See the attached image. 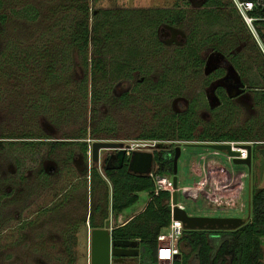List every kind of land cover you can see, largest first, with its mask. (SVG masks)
Wrapping results in <instances>:
<instances>
[{"label":"trees","instance_id":"trees-1","mask_svg":"<svg viewBox=\"0 0 264 264\" xmlns=\"http://www.w3.org/2000/svg\"><path fill=\"white\" fill-rule=\"evenodd\" d=\"M5 2L0 0V36L4 35L6 27L14 21L3 10ZM95 3L97 0H79L57 10L56 14L63 16H68V12L71 11H74L75 15L66 19L69 23L67 30L60 29L59 51L56 50L55 53L53 36L47 40L45 48L39 53L36 52L34 57L29 53L34 46L29 45L21 49L23 44L16 37L4 36L2 39L0 79H7L8 84L12 86H17L19 79L31 77L32 67L43 60H48L43 85L56 86L62 81L61 74L55 69L56 65L64 64L71 51L83 70L82 80L78 83L71 82L74 86L73 93H78V98L72 95L69 100H59L39 94L36 98L28 99L23 109L31 118V122L36 121L37 114H43L49 116L52 122L58 123L66 120L67 116L82 112L87 103L93 107L92 117L95 118L94 109L105 98L112 97L116 101H122L124 105H135L137 100L142 98L146 103H150L151 109L147 130L139 139L164 142L171 147L169 150L154 153L153 166L157 168V174L162 176L172 175L174 154L172 148L178 142H252L251 159L254 158L256 151L264 148V22L255 23L258 44L230 0H203L198 9H193L189 0H178L171 9L103 10L98 11L90 19V4ZM21 12L28 22L38 23L39 26L44 23V30H50V26L45 23H51L53 19L47 21L40 19L39 12L34 7H25ZM12 14L17 16L16 13ZM260 15L264 16V12H260ZM55 23H58V20ZM51 25L53 26V23ZM162 25L175 27L183 25L188 28V33L184 45L176 48L173 54L168 56V66H162L157 74L151 76L153 66H150L148 59L157 56L160 58V55V59H167L163 44L158 40V29ZM135 30L139 36L137 44L124 50L125 56L118 60L113 51L116 39L130 37L131 32ZM42 35L44 33L38 37ZM43 41L41 38L36 44H42ZM89 47L92 58L88 57ZM207 50L222 56L247 92L252 95L253 106L250 110L253 109L254 114L241 125L235 126L236 106L233 104V98L227 96L221 87L215 88L214 96L218 105L210 110L212 118L209 121L201 120L196 115L197 108L201 106L197 97L192 96L185 108L176 112L166 103L167 100L170 102L174 97H179L185 86H190L191 93L194 94L199 87L223 76L224 70L220 69L216 73L203 74L202 69L205 65L203 52ZM141 58L148 66L134 67L133 65ZM135 71L140 74L142 80L135 81L133 90L126 89L118 97H115L116 94L111 95L108 88L101 90L102 80L128 81L132 78L131 73ZM64 82L68 84L69 81ZM89 82L90 89H87ZM37 91L43 93L42 88H37ZM136 95H139V98L135 99ZM52 103L55 105H51ZM204 105L207 107L205 103ZM77 123L76 125H80L76 131L77 135L69 138V142L48 140L49 138L39 134L40 131L37 129L39 126L36 125L28 131L0 136V140H3L0 142V148L6 149L8 158L14 160L17 165L15 169L19 173L18 167L24 164H21L23 159L17 152L24 150L33 153L36 148L43 145L50 150L72 145L73 149L69 152L68 159L72 158L77 149L86 160L87 143L84 140L114 139L108 134L110 131L105 129L103 123L97 124L90 132L85 120ZM101 134L103 138L97 137ZM8 150L10 152H7ZM91 173V177L107 185L96 170ZM104 177L111 186L110 209L115 215L137 204L141 193H145L150 199L140 214L123 226H117L112 236L117 240L139 242L137 264H156L157 237L169 227L171 220L169 192L159 191L155 195L153 181L148 176L129 174L126 170L117 174L105 171ZM9 200L8 195L0 193V206ZM107 200L108 197H106L108 207ZM104 218H107L106 214ZM243 222V225L235 230H183L179 243L189 249V254L177 257L173 264H187L191 255L194 256L196 264H264L262 253L264 187L251 194L248 217ZM70 264H74V259Z\"/></svg>","mask_w":264,"mask_h":264},{"label":"rangeland","instance_id":"rangeland-1","mask_svg":"<svg viewBox=\"0 0 264 264\" xmlns=\"http://www.w3.org/2000/svg\"><path fill=\"white\" fill-rule=\"evenodd\" d=\"M5 1L3 10L10 16L11 19H14V21L6 27L3 33L4 35L0 36V45L2 44L4 36H14L21 44H23L21 49L29 45L32 47L34 46L33 49H28L30 51L29 53L34 57L36 52L39 53V51L45 48L47 40L53 37V51L54 53L56 50L59 51V31L60 29L67 30L69 28V23L66 19L74 17L75 13L74 11H71L68 12V16H63L62 14H56V12L61 8L68 7L71 2H78L79 0ZM177 1L178 0H97V3L93 5L90 4L89 17L92 19L98 11L103 10L149 11L155 9H171ZM189 1L191 2L193 9H198L199 5L203 2V0ZM28 6L34 7L39 12L40 19L43 18L44 21L53 19L51 20V23H45L46 25L48 24L47 26H50V30H44V23L39 26L38 23H30L25 19L21 10ZM12 13H16L17 16H14ZM57 20L58 23H55ZM52 23L53 26L51 25ZM136 31L137 30L131 32L129 35L130 37L124 38L123 40L122 38L116 39L113 51L118 57V60L125 56L124 50L131 45L137 44L139 36ZM41 33H44V35H42L43 37H38ZM187 33L188 28L183 25H179L177 27L162 25L159 27L158 40L161 44H163L164 51L167 53V59H160L161 55L160 58L157 56L156 58L153 57V59H148L150 66H153L151 76L157 74L162 66H168L169 55H172L176 48H180L184 45ZM41 38L44 40L43 43L36 44L37 40ZM128 40L132 41L130 42ZM32 43L33 45H31ZM91 54L92 52L89 47V58H92ZM68 55L69 56L66 58V62H64V64L58 63L56 65L55 69L59 74H61L62 79V81L58 82L56 86L43 85L45 82V79L43 78L45 76L44 70L48 60H43L39 64H36V66L32 67V76L27 77L28 79H19V84L17 86L8 84L7 79H0V136L28 131L37 125L36 127L39 126L37 128L38 132L40 131L39 134L49 138L48 140L58 139V141L69 142L68 139L77 135V128L80 127V125H76V122L79 124L85 120L89 130L88 132H90L93 127H96L97 124L99 125L103 123L106 126L105 129L110 131L108 134H111L114 138L112 140L101 141H113L118 142L121 145L139 142L153 143V140L139 139V136L147 130V125L150 122L149 115L151 109L150 103H146L145 100L139 98V95H136L135 99H139L135 105H124L122 101H116L112 97L105 98L95 107V118L92 117L93 107L90 103H87L85 104L82 112L80 111L74 113L72 116H67L65 118L66 120L58 123L52 122L49 116L43 114H37V117L35 118L36 121L31 122V118L25 114L23 109L26 107L28 99L36 98L39 94H44L50 99L59 100H69L72 95L76 98L79 97L78 93H73L74 86L71 82L78 83L82 80L83 70L80 68V65L78 64L72 51ZM203 56H205V65L202 69L203 74L209 75L216 73V71L220 69L224 70V77L216 79L210 84L199 87L194 94L191 93L190 86H185L179 97H174L170 102L167 100L166 103L168 107L175 112L180 111L185 108L192 96L197 97L199 98V105L201 106L197 108L196 115L201 120L209 121L212 118L210 110L218 105L216 97L214 96L215 88L216 86H223L228 95L233 98V104L236 106L237 115L235 119V126L241 125L254 114L253 109L250 110L253 106L252 101H247V99L246 101L245 99L244 101H241V88L239 87L240 80L235 76L233 70L228 67L226 60L222 56L214 53L212 54L208 50L203 52ZM121 62L122 61H118V63ZM144 62L146 61H143L141 58L133 66L136 68L148 66V63ZM115 64L116 63H114V65ZM131 76L132 78L128 81L122 79H116L113 81V79H108L106 81L107 84L102 80L100 82L101 90L103 88H108L111 95L116 94L115 97L126 89L133 90L135 81H141L142 78L137 71L131 73ZM64 81L69 82L68 84H65ZM89 87L90 82L89 85H87V89H90ZM37 88H42L43 93L37 91ZM204 103L207 107H204ZM51 105L54 106L55 103H52ZM97 137L103 138V135L101 134ZM48 140L45 141L47 142ZM2 141L3 140H0V142ZM178 143L181 146V155L177 163V186L193 187L203 177L201 165L202 159L200 154L205 152L206 149L190 145L197 142ZM159 144L165 145L168 143L155 141V146L148 147V150H152L153 153L162 151L156 149ZM1 148L0 193L8 192L12 189L16 191V197L14 199L12 198V200L10 199L9 202H5L0 208V223L6 224L4 227L7 226L9 228L6 233H2V240L0 238V264H56L57 262L54 258L59 254L58 252H60L61 247H59V244L54 245V238L51 237V235H53V233L55 234V230L62 229L65 224L79 223L82 220L84 213L88 214L93 207L97 205L106 206V197H108V207L107 210L103 209L102 211L107 213L108 219L111 220V226L113 227L118 226L121 222L126 221L131 216H136L142 212L147 204V195L144 193L140 194L137 204L131 209L123 212L121 220L114 218V215L109 209L111 205L110 183L107 181V185L105 186L93 177L90 179L88 169H86V172L78 170L81 168L79 166V155L75 152L73 157L71 156L72 158L68 159L69 152L73 149L72 145H66L53 150H50L49 147L43 145L36 148L33 153L24 150L20 151V153L17 152L20 158L23 159L21 164H24L18 167V172L25 178L26 183H31L32 179H35L40 170H46V172H49L50 170V173H47V179L42 181L39 180L37 184L33 185L28 183L30 190L28 188L24 190L23 184L19 183L14 177H11L12 174H10L11 171L9 169H17L16 163L13 159L11 160L8 158L9 155L7 156L6 149L4 147ZM169 149H171L170 144ZM7 152L10 151L8 150ZM107 152L113 151L102 150L100 152V157L102 158ZM263 156L264 148L256 151L254 158L251 159L250 168L244 165H231L233 176L242 194L241 206L244 208L242 212H224L207 209L206 200L202 197L201 192H198V195L195 197L190 194H185V196L178 195L177 201L185 208V212L189 216L238 218L245 220L248 217V203L251 194L264 187ZM221 161L229 167L226 160L222 159ZM92 164L93 163L91 162L90 166H92ZM93 165L94 170L97 171L101 178L103 176L102 179H104L105 177L100 163ZM166 177L172 178V175H167ZM69 187L71 188V191L68 193L71 194L72 198L68 204L59 210V213L52 214L49 218L44 216L42 219H35L34 214H37L46 207L58 205L62 198H59V194H63ZM85 189L86 192L84 191ZM14 192L13 194H15ZM85 193H87V197L90 199V207L86 206V208L83 209L84 206L80 207L74 200L76 197H80L81 194ZM18 210H21V216H19L20 219L17 218ZM22 219L34 220V226L37 230L31 233L32 236L28 237L30 241L27 242L25 246L18 248V244L14 246L12 245L14 244L12 242L16 240V225ZM77 227L79 228V231L76 234V245L71 248L72 255L75 257V264H89L90 244L88 241V233L83 225L78 224ZM2 231L3 229H1V232ZM34 247H36V250ZM181 251L183 254H189V249L184 247V245H181ZM262 253L264 260V240H262ZM135 260L136 259L130 261L129 264H137ZM187 264H196L194 256L191 255L189 257Z\"/></svg>","mask_w":264,"mask_h":264},{"label":"built area","instance_id":"built-area-1","mask_svg":"<svg viewBox=\"0 0 264 264\" xmlns=\"http://www.w3.org/2000/svg\"><path fill=\"white\" fill-rule=\"evenodd\" d=\"M241 16L247 29L258 42L256 22H264V16L260 12H264V0H230ZM264 54V50H263ZM93 141L87 140V161L91 163L90 145ZM231 147L233 152L238 154L237 159L245 160L248 156L245 146H251L252 142H225ZM121 145V144H120ZM153 143L139 142V143H126L121 145L124 150L125 156L129 157L132 152H143L148 150V147H154ZM202 159V173L203 177L193 187H176L174 188L172 178L158 175L157 168H152L148 177L153 181L154 194L159 191L169 192L170 201V224L169 227L157 237V252L156 264H173L175 259L182 253L181 244L179 240L182 237L183 225L181 222L176 221L172 217V210L174 206L185 210V208L177 201L176 205L172 204V194L185 196L190 194L197 196L198 192L202 193V197L206 200V208L213 211L224 212H242L241 206L242 194L238 184L233 176L231 165L233 164V157L228 156L226 153L218 152L215 150L206 149L205 152L200 154ZM222 159L226 160L229 167L222 163Z\"/></svg>","mask_w":264,"mask_h":264},{"label":"water","instance_id":"water-1","mask_svg":"<svg viewBox=\"0 0 264 264\" xmlns=\"http://www.w3.org/2000/svg\"><path fill=\"white\" fill-rule=\"evenodd\" d=\"M243 88V84H239ZM194 147L224 152L233 157L234 165L251 166V147L245 146L248 156L245 160L237 159L238 154L231 150L228 144L220 143H194ZM157 150H169V144H159ZM102 150L116 152V158L120 164L125 159L127 171L137 176H148L153 168L154 153L152 150L143 152L134 151L129 157L125 156L124 150L118 142L113 141H94L90 145L91 162L99 164V155ZM172 159V182L174 188L177 187V163L181 155L180 144L173 148ZM172 204L177 203V194H172ZM172 217L183 225L184 230H235L243 225V220L238 218H210L189 216L177 206L172 210ZM139 242L135 240H117L112 238L108 223L104 229H94L90 232V257L89 264H123V259H135L139 256Z\"/></svg>","mask_w":264,"mask_h":264},{"label":"flooded vegetation","instance_id":"flooded-vegetation-1","mask_svg":"<svg viewBox=\"0 0 264 264\" xmlns=\"http://www.w3.org/2000/svg\"><path fill=\"white\" fill-rule=\"evenodd\" d=\"M229 68H231L228 65ZM234 72V71H233ZM225 72L223 74L222 77H224ZM236 76V74H235ZM237 77V76H236ZM221 78V77H220ZM219 79V78H217ZM226 81V80H225ZM227 82V81H226ZM239 84H242L241 82ZM217 87H221L224 89V92L227 96L228 93L226 92L225 88L223 86H216ZM240 87V86H239ZM249 93V92H248ZM241 101H247L250 100V96L247 94V90L245 88V86L243 85V88H241ZM118 97V96H117ZM230 97V96H229ZM245 97V98H243ZM232 98V97H231ZM90 140V139H88ZM85 142L87 140H84ZM74 143H76L77 141H72ZM163 151V150H162ZM75 152L79 155L80 159V163L79 166L81 167L78 170L84 171L86 172V169H88L89 172V176L90 179L92 178V171L94 170V165L92 164V166H90L91 163H89L87 161V159L85 160L83 158V156L81 155L80 151H78L77 149L75 150ZM75 152L73 153V155L75 154ZM155 153V152H154ZM73 157V156H72ZM126 159L124 161V163L120 164L116 158V152H107L103 155V157L101 158L99 155V163L101 165V169L103 171V173L105 171L111 172L113 174H117L120 171L126 170L127 171V166H126ZM89 166V167H88ZM11 171L10 174L11 177H14L19 183L23 184V189L25 190L26 188H28L30 190V186L28 187V183L30 185L33 184H37V182L39 180H45L48 178V174L49 172H46V170H40V172L37 174V176L35 177V179H32L31 183L30 182H25V178L22 176L21 173H17L16 169H9ZM44 171V172H43ZM127 173H129L127 171ZM130 174V173H129ZM86 178V176H85ZM87 179V178H86ZM85 179V181H86ZM27 184V185H26ZM17 185V184H16ZM71 187V186H70ZM68 188L63 194H59V198H61L60 202L58 203V205L55 206H49L44 208L42 211L38 212L37 214H34L35 219H42L44 218V216H47L46 218H49L50 216H52V214H57L59 213V210L63 208V206H65L66 204H68V202H70V199L72 198L70 191L71 188ZM19 188V186H18ZM15 190L8 191V192H2V194L8 195V198L12 200V198L14 199L16 197V191ZM86 192V189L84 190ZM13 192L15 194H13ZM69 192V193H68ZM89 194V192H88ZM74 195V194H73ZM75 203H78L79 206L83 207V209L86 208V206L90 207V199L89 197H87V193L85 194H81L80 197H76L75 198ZM2 206H0L1 208ZM27 207V206H25ZM106 207V208H105ZM103 209L107 210V206H95L93 207V209H91V211L87 214L84 213V216L82 218V220L78 223H69V224H65L62 229L60 230H55V234L53 233V235H51V237L54 238V245L59 244L60 248V252H58L59 254L54 258L56 260V264H70L71 260L74 259V264H75V257L72 255V250L71 248L74 247V245H76V234L79 231V228L77 227L78 224H81L84 226L85 230H87L88 233V241L90 244V232L94 229H104L105 228V224L108 223L109 225V229L111 230V233H113V230L117 227V226H111V220L107 218H104V214L107 215V213L104 211H102ZM87 210V209H86ZM86 212V211H85ZM18 216L17 218H19V216H21V210H18L17 212ZM37 216V217H36ZM6 224L0 223V238L2 240L3 237V232H7V230L9 229L7 226L4 227ZM35 225V221L32 219H22L16 226V230H15V241L10 243L14 246H16L18 244V248L25 246L27 242L30 241V239L28 237H31L33 233V231H36V227ZM4 227V228H2ZM1 229H3V231L1 232ZM27 232H28V236H27ZM53 232V231H52ZM46 233V232H45ZM50 238V237H49ZM113 238V236H112ZM114 239V238H113ZM34 249L36 250V247H34ZM57 253V252H56ZM56 255V254H55ZM181 255H183V253H181L178 257H180ZM134 259L131 258H126L123 259V264H129L130 261H133Z\"/></svg>","mask_w":264,"mask_h":264},{"label":"crops","instance_id":"crops-1","mask_svg":"<svg viewBox=\"0 0 264 264\" xmlns=\"http://www.w3.org/2000/svg\"><path fill=\"white\" fill-rule=\"evenodd\" d=\"M247 94L250 96V100H252V95L249 94L248 92H247ZM190 171H191V169H190ZM177 173H178V170H177ZM102 178H103V176H102ZM103 180H104L105 182H107V180H105V178H104ZM141 194H143V193H141ZM144 194H145V193H144ZM139 195H140V194H139ZM149 200H150V199L147 197V204H148ZM147 204H146V206H147ZM135 205H136V204H135ZM135 205H134V206H135ZM134 206H133V207H134ZM146 206H145V207H146ZM145 207H144V209H145ZM109 209H110V208H109ZM144 209H143V210H144ZM143 210H142V211H143ZM110 211H111V209H110ZM124 212H125V211H124ZM111 213L114 215V216H113L114 218H116V219H120V220L122 219L121 216H122L123 212H122L121 214H118V215H115L112 211H111ZM140 213H141V212H140ZM140 213H139V214H140ZM137 215H138V214H137ZM133 217H134V216H131V217H130L129 219H127L126 221L121 222L118 226H123V225L126 224L130 219H132ZM165 230H166V229H165ZM165 230H163L162 233H163ZM135 259H136V258H135ZM135 261L137 262V259H136Z\"/></svg>","mask_w":264,"mask_h":264},{"label":"bare ground","instance_id":"bare-ground-1","mask_svg":"<svg viewBox=\"0 0 264 264\" xmlns=\"http://www.w3.org/2000/svg\"><path fill=\"white\" fill-rule=\"evenodd\" d=\"M222 143H224V144H225V142H222ZM222 143H220V144H222ZM178 144H179V143H177L176 145H178ZM251 146H252V145H251ZM251 146H250V147H251ZM223 153H224V152H223ZM184 211H185V210H184Z\"/></svg>","mask_w":264,"mask_h":264}]
</instances>
